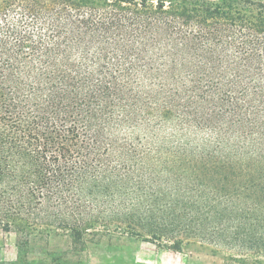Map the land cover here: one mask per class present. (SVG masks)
I'll return each mask as SVG.
<instances>
[{"label": "trees", "instance_id": "trees-1", "mask_svg": "<svg viewBox=\"0 0 264 264\" xmlns=\"http://www.w3.org/2000/svg\"><path fill=\"white\" fill-rule=\"evenodd\" d=\"M0 229L264 256V0H0Z\"/></svg>", "mask_w": 264, "mask_h": 264}, {"label": "rangeland", "instance_id": "rangeland-1", "mask_svg": "<svg viewBox=\"0 0 264 264\" xmlns=\"http://www.w3.org/2000/svg\"><path fill=\"white\" fill-rule=\"evenodd\" d=\"M23 251L19 253L13 232L0 229V264H264V256L192 239L184 240L180 250H171L119 234L87 235L74 243L59 232L36 237Z\"/></svg>", "mask_w": 264, "mask_h": 264}]
</instances>
